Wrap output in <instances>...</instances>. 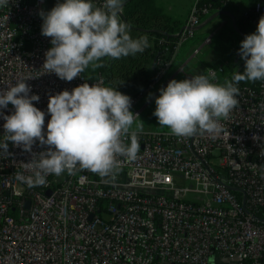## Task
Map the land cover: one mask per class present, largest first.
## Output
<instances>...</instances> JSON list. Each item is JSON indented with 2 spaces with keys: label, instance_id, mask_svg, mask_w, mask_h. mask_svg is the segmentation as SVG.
I'll return each instance as SVG.
<instances>
[{
  "label": "built area",
  "instance_id": "obj_1",
  "mask_svg": "<svg viewBox=\"0 0 264 264\" xmlns=\"http://www.w3.org/2000/svg\"><path fill=\"white\" fill-rule=\"evenodd\" d=\"M58 2L9 0L0 8V89L34 77L26 83L30 95L40 97L33 103L45 112V133L50 95L84 82L105 86L99 70L69 82L43 67L52 45L41 34L39 13ZM212 11L195 0L183 29L172 40L157 39L168 44L170 56L158 61L144 90L127 94L139 117L159 89L211 44L212 35L203 36L175 68L182 46L198 36ZM250 11L259 21L264 0ZM225 66L208 67L206 76L216 82ZM238 87L239 103L221 119L220 134L185 138L143 129L137 159L118 157L114 176L81 170L48 175L45 186L29 188L16 175L32 174L26 168L31 154L9 142V153L0 152V264H209L216 254L231 264H264V81ZM2 111L10 115L14 107ZM4 122L0 116V140ZM45 147L37 142L33 151Z\"/></svg>",
  "mask_w": 264,
  "mask_h": 264
},
{
  "label": "clouds",
  "instance_id": "obj_2",
  "mask_svg": "<svg viewBox=\"0 0 264 264\" xmlns=\"http://www.w3.org/2000/svg\"><path fill=\"white\" fill-rule=\"evenodd\" d=\"M9 0H0V8ZM123 0H63L50 11H41V34L51 38L43 67L61 80L72 81L86 69L102 67L104 58L120 59L143 53L149 45L147 35L133 38L131 25L120 19ZM239 55L244 69L231 80L214 82L204 74L171 79L155 97L153 115L158 124L177 137L218 135L221 119L227 120L238 105L240 82L264 81V15L256 31L240 42ZM26 77L15 85L0 89V116L4 119V138L0 152L8 144L31 154L26 168L31 175L17 173L16 178L29 188L42 187L48 175H74L88 170L100 177L114 176L120 169L118 157L137 159L138 140L144 122L131 111L132 99L116 88L84 82L71 91L65 89L49 96L50 119L45 133V112L33 103ZM151 95V94H150ZM11 104L9 115L3 109ZM135 125V127H133ZM47 146L39 152L33 146Z\"/></svg>",
  "mask_w": 264,
  "mask_h": 264
},
{
  "label": "trees",
  "instance_id": "obj_3",
  "mask_svg": "<svg viewBox=\"0 0 264 264\" xmlns=\"http://www.w3.org/2000/svg\"><path fill=\"white\" fill-rule=\"evenodd\" d=\"M256 1V0H255ZM255 1L251 2L244 14L234 19L233 29L242 41L247 34L256 31L258 24L257 18L251 13L250 9ZM200 4H210L214 11H222L224 6L222 0H199ZM122 21L131 25V35L137 38L147 35L149 47L143 53L135 56L122 57L120 59L104 58L103 66L93 70L91 67L85 70L94 76L99 70L105 78V86L116 88L125 94H136L144 90L151 82L158 68V61L170 56L168 44H157V39L163 37L167 40L174 38V33L183 29L186 19L174 18L164 12L155 0H126ZM197 39H193L195 43ZM240 41V42H241ZM227 63L240 61L238 70H230V65L224 67V71L218 75L217 81L223 83L225 79L231 80L234 73L242 72L244 60L237 52L229 51L222 59ZM255 82H240L243 85H253Z\"/></svg>",
  "mask_w": 264,
  "mask_h": 264
},
{
  "label": "rangeland",
  "instance_id": "obj_4",
  "mask_svg": "<svg viewBox=\"0 0 264 264\" xmlns=\"http://www.w3.org/2000/svg\"><path fill=\"white\" fill-rule=\"evenodd\" d=\"M193 1L194 0H155L156 4L162 7L165 13L174 18H183L187 14L189 6ZM250 1L251 0H247L245 3L241 4L240 2H236V0H232L230 4L224 6L223 10L204 26L206 30L205 33H211L212 35L211 47L208 46L200 57L186 65L183 69L184 72L177 73L175 79L181 80L198 74L206 75V70L208 68L206 66L219 64L229 51L236 52V49L240 47L241 40L233 29L234 18H232L231 14L237 17L239 14L235 11H243ZM234 46L236 48L235 50L232 49ZM216 50H219V53L215 55L213 52ZM234 63L237 64L236 60ZM234 63V68L230 66V70L235 69L236 64ZM178 65H176L175 68ZM226 80L227 79L224 81ZM150 94L151 93H148L146 97H149ZM155 107L154 99L140 118L137 119V122H139L140 119L144 122L143 129L167 130L166 127H162L158 124L157 118L153 115ZM133 127H135V125Z\"/></svg>",
  "mask_w": 264,
  "mask_h": 264
},
{
  "label": "crops",
  "instance_id": "obj_5",
  "mask_svg": "<svg viewBox=\"0 0 264 264\" xmlns=\"http://www.w3.org/2000/svg\"><path fill=\"white\" fill-rule=\"evenodd\" d=\"M247 0H236V2H240L241 4L242 3H245ZM253 1H255V0H251L250 1V3L251 2H253ZM195 2V0L193 1V3ZM193 3L189 6V9H188V11H187V14L183 17V18H181V19H187V16H188V13H189V10H190V8H191V6L193 5ZM250 3L247 5V7H245L244 9H243V11H241V12H238L237 10L235 11V12H237L239 15L237 16V17H239V16H241L242 14H244L245 13V11L247 10V8L249 7V5H250ZM213 12H215V13H213ZM221 11H219V13H220ZM216 14V11H212L211 12V14L209 15V16H207L205 19H206V21L202 24V26L200 27V29H199V32H198V36L195 38V39H197V41L198 40H200L203 36H205V35H207L205 32H206V30L204 29V26L206 25V24H208L212 19H213V17L214 16H216L215 15ZM231 16H232V18H237V17H234V15L233 14H231ZM234 19H233V22H234ZM209 34H211V33H209ZM191 41H193V40H191ZM191 41H188L186 44H184L183 46H182V48H181V50H180V53L178 54V56L176 57V59L174 60V64L175 65H177V64H180L182 61H184L187 57H188V54L191 52V49L193 48V46L195 45V43L197 42H195V43H192L191 44ZM210 47H211V45H209ZM240 48V47H239ZM239 48L238 49H236L235 48V46L234 47H232V49L233 50H235L236 49V52L239 50ZM215 55L216 54H218L219 53V50H216L215 52H213ZM218 56V55H217ZM226 63V66L227 65H230L231 67L233 66V68H234V65L232 64V63H227V61H221L220 62V64L221 63ZM237 62V64L236 63H234V64H236L235 66V70H238L239 68H240V61H236ZM213 66H215V65H208V66H206V67H213ZM168 130V129H167ZM209 264H231V263H228V262H226V261H224V260H222L221 259V257L219 256V255H213L212 257H211V259H210V262H209Z\"/></svg>",
  "mask_w": 264,
  "mask_h": 264
},
{
  "label": "water",
  "instance_id": "obj_6",
  "mask_svg": "<svg viewBox=\"0 0 264 264\" xmlns=\"http://www.w3.org/2000/svg\"><path fill=\"white\" fill-rule=\"evenodd\" d=\"M47 193H49V192H47ZM28 204H29V202L26 201V202H25V206L28 207Z\"/></svg>",
  "mask_w": 264,
  "mask_h": 264
}]
</instances>
